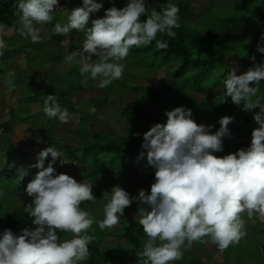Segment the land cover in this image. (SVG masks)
I'll return each mask as SVG.
<instances>
[{"label": "clouds", "instance_id": "obj_1", "mask_svg": "<svg viewBox=\"0 0 264 264\" xmlns=\"http://www.w3.org/2000/svg\"><path fill=\"white\" fill-rule=\"evenodd\" d=\"M15 7L19 20L13 30L35 44L41 40L39 26L52 23L59 0H16ZM102 8L103 4L96 0H82L81 7L66 10L70 13L66 24L54 25L55 34L66 37L61 45L70 43L67 37L73 30L84 34L82 46L69 52L64 62L79 65L84 82L97 81L101 89L123 77L130 49L149 46L153 41L157 50L167 49L168 41L162 37L175 39L174 30L181 27L180 9L174 3L157 11L149 8L146 0H127L123 8L107 9L102 18L91 19L89 25L90 17ZM5 28L0 24V32ZM260 42L264 43V33ZM4 47L0 39V49ZM257 52L264 55L260 43ZM255 59L250 57L251 61ZM243 68L245 72L240 75L236 74L237 67L228 72L223 81L224 101L230 98L232 104L248 112L260 109L253 117L256 124L251 136L247 134L252 137L250 146L217 157L214 153L224 151V138H231L228 126L232 117L220 118L219 130L212 133L214 126L198 125L190 108L166 111V123L151 126L140 146V157L146 154L148 166L155 170L150 193L141 189L138 196H130L118 185L110 188L113 183L108 185L105 180L104 185L96 186L106 189L104 192L111 189L102 198V220L81 207L85 202L94 205L98 201L92 192L93 184L78 183L69 176L71 165L80 162L71 156L65 159L47 140H36L38 149H42L41 145L49 147L38 153L33 165L38 172L25 189L31 198L25 212L34 227H25L18 235L11 229L0 232V264H87L93 225L101 231L114 228L134 202L147 205L139 209V225L147 237L142 264H174L194 242H211L221 251L239 243L246 234L243 214L249 219L254 214L264 217V105L259 99L253 100L264 81V63ZM14 76V72L8 73L6 84L10 88L15 87ZM252 83L256 86L250 87ZM42 111L61 124L74 120L68 109L60 106L57 95L45 97ZM239 140L237 143L242 144ZM58 158L60 162L53 166ZM46 159L50 161L47 167ZM60 165L68 170L59 173L55 167ZM82 170L93 172L85 170V164ZM62 234L70 238H62Z\"/></svg>", "mask_w": 264, "mask_h": 264}, {"label": "rangeland", "instance_id": "obj_2", "mask_svg": "<svg viewBox=\"0 0 264 264\" xmlns=\"http://www.w3.org/2000/svg\"><path fill=\"white\" fill-rule=\"evenodd\" d=\"M179 1L181 0H146V5L159 11L168 3L178 4ZM188 1L192 2L196 8L194 16L191 19L188 18L191 25H199L204 20H209L218 26L217 19H219L222 21L221 27H224V30L219 33V46L216 52L229 64V68L217 64L218 76L214 77L213 81L219 85L216 86L215 90L212 89V81H210L204 84L205 92L204 90L203 92L192 91L190 84L186 82L185 85L182 84L183 78L173 77L177 62L169 63L168 67L162 66L158 60L152 63L149 59H143L139 51L141 47L130 49L129 55L124 61L126 68L120 80L114 81L104 89L97 87V81L88 79L84 82L85 77L80 75L79 65H69L64 62V57L69 52L82 46L85 39L84 34L73 30L67 37L70 43L61 45L60 42L66 37L56 35L54 32L55 23L66 24L69 11L81 7L82 0H59V8L53 13L52 23L39 26L41 28L39 43L34 44L30 39L21 37L16 31H10L4 27L3 32H0V39L5 42V47L0 49V52L3 53L0 56V173L7 163H11L14 169L17 167L22 169L20 172L23 173V178L5 186L6 190L11 193L9 197L3 192L4 188H0V204L3 208V213H0V216H6L4 219L0 217L6 222H1L0 219V225L3 224V227L0 226V232L4 229H11L18 235L23 228L34 227L25 212V206L31 203V198L26 195L25 189L37 174L38 169L29 164L32 162L36 164L38 153L49 146H53L62 152L63 156H66L65 159L71 156L73 160L80 162L71 165L72 170L69 176L78 183L93 184L92 192L98 201L94 205L85 202L81 207L87 211L90 209V214L96 220L103 219L105 201L102 198L106 194V192L98 190L96 186L104 185L105 180L108 184L113 183L110 188L118 185L121 188L127 187L126 192L133 189V196H138L137 194L141 189L150 193V187L146 185L148 182L146 180L147 170L138 168L136 164L123 166L115 160L112 161V165L107 166L109 160L103 158L101 163L106 165L102 168L103 174L100 175V173L91 171L87 174L82 170L84 164L81 162L93 163V159L99 155L98 147L90 152L85 153L84 151V146L91 139L90 134L102 133L105 139L102 140L101 144L108 141L109 138L112 141L129 139L141 146L143 134L151 126L139 123L134 117H131L136 103L144 104L153 113L164 115L166 111L176 108L175 105L180 98L181 100L188 99L190 105L184 104L182 106L192 110L194 121L198 125H213L212 133L219 130L220 126L217 125V120L214 118L215 113L222 104L231 103L230 98L224 101V88L220 83L224 81L233 67L238 68L237 75L244 73L243 64L251 61V56L256 57L255 61L264 57L257 52L258 43L264 46V43L260 42V36L264 33V16L260 22L254 14L255 21L251 24L248 22L237 23L232 21L231 15H235L236 19L247 17L244 12L245 9L248 13V9L244 6L245 0ZM260 1L264 3V0ZM15 2L16 0H13V3ZM96 2L102 3L103 8L90 17L89 25L91 19L102 18L104 11L109 8L113 6L118 9L123 8L127 0H96ZM12 14L19 20L16 12ZM208 25L209 23H204L203 27ZM32 65L35 68H32L34 67ZM225 71L227 74L225 77H221ZM10 72L15 73L13 77L14 88H10L6 84ZM255 86L254 83L250 84V87ZM48 95L59 97L60 106L67 108L74 117L72 122L61 124L58 120L49 119L43 113V101ZM148 96H155L156 100H149ZM263 97L264 81H261L257 96L253 97V100L259 99L261 105H264ZM136 110L141 111L140 108H136ZM259 112V108H254L249 112L252 118L251 124L248 126L239 124L230 131L231 138H224V151L218 153L217 157L230 154L231 148L238 144L237 142L241 137L239 142L242 143L243 147L246 149L250 146L251 140L245 135L251 136L254 124H256L253 117ZM80 118L82 121L79 120ZM166 120L167 117L160 124L166 123ZM89 121H91L92 128L88 130L89 134H87L85 126ZM258 127L259 125L256 128ZM229 129L231 128L229 127ZM137 133L140 135H135ZM36 140L39 142L47 140L50 145H41L42 149H38ZM6 150L9 151V154ZM24 152H26V156L23 155ZM102 157L103 155L100 156V158ZM49 162L48 159L45 160V167ZM59 162L60 158L53 166H57ZM55 169L59 173H65L68 170L64 165L55 167ZM122 180L125 182L124 185L121 183ZM137 206L138 209L140 207L147 208V205H139L138 203ZM93 207L96 208L92 210ZM126 211L127 217L126 215L121 217L120 221L125 222L126 227L133 226L136 238H139L137 247L142 250L147 237L143 233V227L139 225L140 213L129 212L133 211L131 207L126 208ZM242 218L245 222L244 231L246 233L242 239L245 242L239 241V243L231 245L223 251L219 250L218 247L217 249L223 254L225 264H264V241L257 243V238L252 239V236L256 234L251 235L252 232L250 231L251 227L256 226L259 231H263L261 235L264 238V217L254 214L249 219L246 214H243ZM12 221L17 228H12ZM96 227L94 224L93 228ZM118 230H122V228ZM62 236L64 235L62 234ZM112 241L108 238L106 241H102L105 243L104 248L108 249L106 254L109 255V258H113L111 263L131 264L132 260L127 257V253L123 249L119 252L113 248L114 244L110 243ZM99 242V239L92 240L90 244L91 256L95 251L98 252V247L101 246ZM99 252L103 257L105 254L103 248ZM183 252L188 254L189 258L193 257L189 249H184ZM184 259L186 258L184 257ZM200 263L211 264L205 260Z\"/></svg>", "mask_w": 264, "mask_h": 264}, {"label": "trees", "instance_id": "obj_3", "mask_svg": "<svg viewBox=\"0 0 264 264\" xmlns=\"http://www.w3.org/2000/svg\"><path fill=\"white\" fill-rule=\"evenodd\" d=\"M176 5L179 7L180 12V24L181 27L179 29H175L176 37L175 39H171L168 37H162L168 41V48L157 50L155 48V41L149 46L141 47L139 49L141 56L143 59H149L152 63L156 60L160 61L162 66L168 67L169 63L177 62L176 69L173 73L174 78H183L182 84L185 85L190 84L192 87V91L198 90L199 92H205L204 84L207 82L212 81V89L215 90L216 86L219 85L217 82L213 81L214 77L218 76L217 73V64L225 66V68H229V64L221 58L220 55L216 52L218 48V41L220 34L224 27H221V20L217 19L218 26L215 23H212L209 20H204L199 25H191L188 22V18H192L196 12V8L192 2L188 0L179 1ZM189 6V7H187ZM248 9V13L244 9L245 14L247 15L246 18H235V15H231L232 21L234 22H248L251 24L255 21L253 15L255 14L258 17L259 22L262 20L264 16V3L260 0H245V5ZM16 12L15 3L13 0H0V24L4 25L11 30L14 29V26L18 25L17 18L12 14ZM145 19V17H141V20ZM230 21V20H229ZM204 23H209L208 26L203 27ZM258 25V23H257ZM15 31V30H13ZM158 38H161L158 36ZM14 45V44H13ZM264 63V57L258 59L257 61H249L245 62L243 66L249 69L252 65ZM34 66V65H33ZM1 69V68H0ZM227 72L225 71L224 74H221V77H225ZM220 77V76H219ZM223 85V81L220 83ZM185 87V86H184ZM151 88V87H150ZM147 98V97H146ZM149 100H156L155 96H148ZM264 101V97H263ZM105 102V100H103ZM190 105L188 99L181 98L177 101L176 107H181L182 105ZM139 105V106H138ZM136 108H140L141 111H137ZM134 111L131 113V117H134L135 120L142 124H147L153 126L157 123H161L165 120L166 116L160 113L156 114L153 113L151 110L147 109L144 104L136 103L134 106ZM232 117L233 122L229 125L231 128L230 130H234L237 125H249L252 122V118L249 115L248 111H244L241 107H237L232 103H224L220 106L219 110L215 113L214 118L218 121L222 117ZM82 121V118H81ZM91 121L86 124L85 129L86 133L89 134L88 130L92 128L90 125ZM217 125H219L217 123ZM220 126V125H219ZM90 141L85 146V153L90 152L95 147L99 149V155L93 159V163L85 164V170L93 169L95 173H103L102 168L105 163H101L102 159L105 158L109 160V165H112V161L117 160L118 163H121L123 166H127L130 164L138 165V168L142 169L145 168L147 170L146 183L147 186L151 187L154 183V176L155 170L148 166L146 154L143 158L140 157V152L142 151L139 145L134 144L129 139H120V140H110L101 144L102 140L105 139L102 133L100 134H90ZM244 148L242 144H236L232 149L231 153L237 152L238 150ZM5 152V151H4ZM7 154L9 151L6 150ZM21 152H23L21 150ZM26 156V152L23 154ZM103 155L102 158L100 156ZM214 155L218 156V153H214ZM131 161H134L131 163ZM111 163V164H110ZM34 163L31 164L33 166ZM19 166V165H18ZM17 167V166H16ZM17 167L14 169L11 163H7L5 167L2 168L0 173V188H4V191L7 194V197L11 196L5 186L10 183L17 182L22 176V169ZM107 181V180H106ZM108 183V182H107ZM121 183L123 184L124 181L122 180ZM110 185V184H108ZM101 189V188H100ZM103 190V189H102ZM0 213H3L2 205L0 204ZM126 215V213H125ZM3 219L6 217L0 216ZM127 217V215H126ZM1 219V218H0ZM1 219V222H5ZM9 221V220H8ZM6 223V222H5ZM13 224L12 228H17L15 223L12 221ZM121 225L124 226L125 230L120 234L121 237L126 239L127 243L132 246L134 249L138 250L137 244H139V238H136L135 231L132 225L126 227L127 224L125 222L120 221ZM9 224V223H8ZM3 224L1 223L0 226ZM3 227V226H2ZM136 230V228H135ZM14 233V232H13ZM15 234V233H14ZM101 245V243H99ZM105 245V243H104ZM102 246H100V250ZM95 254L93 256H89L88 264H94L96 258Z\"/></svg>", "mask_w": 264, "mask_h": 264}, {"label": "crops", "instance_id": "obj_4", "mask_svg": "<svg viewBox=\"0 0 264 264\" xmlns=\"http://www.w3.org/2000/svg\"><path fill=\"white\" fill-rule=\"evenodd\" d=\"M79 120H81V118ZM246 136L249 137V140L252 139L249 135H246ZM122 189L125 190L127 188H122ZM98 190L104 192L106 189H103V190L98 189ZM106 192H108V191H106ZM131 192L132 191H129L128 193L130 196H133V192L132 193ZM130 207L133 209V211H129V212H133V213L139 212V209H138V211L136 210V208L138 207L136 202H134ZM95 208L96 207H93L92 210H94ZM90 211L91 210L89 209V212ZM125 213H127L126 209L124 210V216H125ZM102 215H103V213H102ZM120 228H122V230H118ZM93 229H94V231H90L89 235H92L93 239H99V241H100L99 243H101V246L103 248V252H105V254L103 256L104 258H103L99 252L100 247H98V252L97 251L94 252L96 257H98L95 260L94 264H112L111 260H113V258L112 257L109 258V255L106 254L108 249L104 248L105 245H104V242H102V241H106L107 238L109 240H113L112 242H110L111 244L112 243L114 244L113 248L117 249L119 252L121 251V249H123L127 253V257H130V259L132 260L131 264H142V261L144 258L142 257L141 253H142L143 249L142 250L134 249L132 246H130L127 243L126 239L121 237L120 234L125 230L124 226H122L121 223H119L117 226H115L112 229H105L103 231H101L98 227L93 228ZM250 231L252 232L251 235L256 234V235L252 236V239L257 238V240H258V242L256 241L257 243H261L264 241V238L261 235V233H263V231H259L256 228V226H254V228L251 227ZM62 238H70V237L62 236ZM240 241L243 243L245 242L243 239H241ZM187 249H189L191 251V254L193 255V257L189 258L188 254L184 253L183 258L179 261L174 262V264H201L200 262H202V260L203 261L205 260L206 262H209V263H211L210 261H212L213 263H211V264H225V262H226V261H224L223 254L217 249V246L211 242H207V243L194 242L193 245ZM89 251H90V245H89ZM99 257H102V258H99ZM184 257L186 259H184ZM88 261H87V264H88Z\"/></svg>", "mask_w": 264, "mask_h": 264}]
</instances>
